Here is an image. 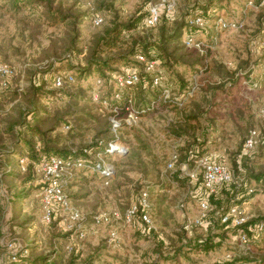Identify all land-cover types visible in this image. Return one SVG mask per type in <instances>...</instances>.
I'll return each instance as SVG.
<instances>
[{"label": "rangeland", "instance_id": "1", "mask_svg": "<svg viewBox=\"0 0 264 264\" xmlns=\"http://www.w3.org/2000/svg\"><path fill=\"white\" fill-rule=\"evenodd\" d=\"M16 1L0 0V63L15 70L7 85L0 79L4 143L14 145L5 127L32 108L26 90L34 80L41 81L48 92L40 99L45 109L41 127L49 130L57 152H76L102 141L112 153L110 158L102 157L114 170L106 182L92 172L73 180L67 177L65 194L84 217L81 228L58 204L57 214L47 217L38 160L32 162L34 178L15 170L0 175V264H44L43 257L48 259L45 264H254L249 259L264 250L255 244L264 245V239L243 243L237 220L264 217V186L250 176L264 171V147L248 159V183L241 189L249 190L235 196L216 186L211 195L216 193L221 205L211 200L202 219L200 202L207 191L189 176L196 166L189 162L187 147L200 142L203 156L224 160L236 169V157L249 132L264 134V0H172L175 19L161 20L168 25L167 35L211 2V29L201 35L204 51L187 47L184 37L171 42L170 51L181 61L168 68L157 59L149 76H160L163 86L133 90L135 101L122 115L112 99L128 86H121L118 76L112 85L96 80V73L80 79V69L99 35L117 18L139 25L123 34L122 51L133 38L157 37L161 24L147 28L142 19L150 4L161 0ZM216 13L243 26L217 31L212 26ZM97 14L103 18L100 25L94 23ZM139 69L148 72L142 65ZM227 71L241 77L243 99L217 89L227 82ZM59 72L74 76L72 93L54 86ZM75 88L78 95L71 97ZM146 103L150 109L139 113L135 105ZM114 120L120 124L116 131ZM111 146L119 149L111 151ZM12 156V162H2V171L16 166L18 158ZM236 176L241 180L244 175ZM144 191L151 221L145 222L137 213L128 222V209L139 203ZM104 213L110 220L97 222L96 217ZM226 216L230 221H224ZM206 238L217 245L195 249Z\"/></svg>", "mask_w": 264, "mask_h": 264}, {"label": "trees", "instance_id": "2", "mask_svg": "<svg viewBox=\"0 0 264 264\" xmlns=\"http://www.w3.org/2000/svg\"><path fill=\"white\" fill-rule=\"evenodd\" d=\"M16 3L18 4L19 0H17ZM210 5L211 2L209 1V3H206V5H204L203 7L198 8L197 12L194 13L193 15H190L189 18L185 21V23L181 22L179 23V25H176L174 27V30L169 35H167V31H168L167 23L164 22L161 24V20L163 19V17H166L167 19L170 18L172 20H174L175 18L167 16L166 13L164 12L162 13L156 25L147 27L145 26L144 22L146 16L149 14V8H148L147 14L142 19V24L147 28L155 27L161 24L159 26V33L157 37L155 38L138 37L136 39L133 38L131 39L130 43L127 44L126 49H124L123 51H122L124 46V42H122L123 34L125 33V31L128 32L132 31L139 25H137L138 22L134 20L125 21L119 18L115 19L112 25L106 30H104L103 34L99 35V37L97 38L96 43L92 47V52L90 56L87 58L85 67L80 69L79 72L81 74L80 79L87 78L96 73L97 74V77H95L96 80L101 79L100 81H104L105 83H109L110 85H112L111 82L113 81V78L119 76L118 73L120 75L125 74V71L122 73L123 67L126 70L134 69L135 67L140 78L139 81L136 83L137 85L136 84L128 85V87L124 89H120L117 93L115 92L116 97L118 96V98L112 99V105L119 106L120 115L124 114L128 109V106L131 105L130 102H133V100L135 101L132 95L133 90H135L138 87H144V88L145 87L152 88V86L154 87V79H152V77L149 76L151 75V72L145 73L143 70L140 71L139 67L142 65L146 69V64L138 59V55L140 54L144 55L148 61L159 59L168 68L177 65L181 61V59H177L174 56L173 51L172 52L170 51L171 42H173L174 40H179V38L181 37L185 38V36H187L188 34H193V33L196 34L198 40H201V35H203L204 33L208 34L209 32H207V28L211 29V18H209L211 17ZM194 16L204 17L205 20L207 21L208 26L206 28L199 29L196 26L190 25L188 20ZM213 16L215 21L212 26L215 29L216 21L222 15L220 13H216ZM53 18L54 19L57 18V14H53ZM216 30L220 31L217 28ZM221 30H226V29H221ZM217 31H215V33H219ZM183 43H184V39H183ZM120 63H122L123 66L122 68L117 69V66ZM137 68L139 69V71ZM144 73L146 75H144ZM226 73L229 75L227 82L218 85L217 89H219L225 95H230L237 99H243V97L240 95V90H241L240 85L242 82L241 77L234 78L230 74L231 72L227 71ZM60 74H67V73L59 72L54 76L53 80L57 75ZM146 77H150L151 79L144 80L146 79ZM34 81L26 90L28 96H30L31 98L30 103L32 108L25 110L24 112H20V115L22 114L20 118L15 123H12L8 127H5V133L11 135L13 139L12 143H14V145L11 146L6 145L4 143L3 135L0 134V175L4 173L9 174V172L15 170V172L32 175V177L34 178L32 173L34 168L32 163L33 160H38L40 162L44 157H48L50 155H57L67 160L69 159L73 161L83 160V162L85 163V166L74 168V170L72 171V175L69 176L70 179L73 180L78 178L80 174L92 172L97 174L102 182H106L108 180V177L102 174L101 169H94L92 168L91 165L102 156L104 158H110L112 156V153L107 150L108 148L107 145L102 146L103 145L102 141H95V143H92V145H88L82 148L80 151H76V152H70V151L57 152V148L53 146L54 142L48 137L49 130L43 131L41 127L42 121L44 119L40 114L42 112H45V109L40 106V99L43 96H45L48 92L44 91L45 85H43L40 79H39L40 81L39 83H35ZM72 85H74V81L65 84L62 88H56V89L59 91L64 90L70 92L72 90L71 89ZM76 90L77 89L75 88L73 92L74 94L71 95V97H76L78 95ZM18 93H19L18 89L13 90L12 93L13 97H16ZM150 106L151 104L147 105L146 103V105H144L143 107L135 105V108L140 113L141 110L143 109H150ZM28 117L30 119H27ZM248 135L246 136V138L248 137ZM246 138L243 141L242 148ZM257 139L259 140L257 141V145L255 149H253L248 154H244L240 156L242 152V148H241L240 153L237 155L235 160V164L237 167L236 168L237 175H240L241 173L244 176L241 178V180L239 176H236V179L231 184L223 186V189H227L228 193L229 191H231L230 194H234L235 196H237L240 194L243 195L249 190V189H245V190L241 189V187H243V184L248 183L247 176L245 178V175L248 172V159H250V157L253 156L256 150H259L260 148L264 147V134H260L258 132ZM5 153L6 155H4ZM12 155H16L18 158L16 166L13 169V167L9 165L5 171H2V168L5 167V163L3 164L2 162L3 161L7 163L12 162L10 161V159H12L13 157ZM202 156L203 154H202L200 142H197V144L193 143L188 145L187 157L189 159V162L195 163V161ZM22 159L26 160L25 169L22 168V163H21ZM250 176L255 178V181L258 186H264V171L257 174L251 172ZM236 180L238 181L236 182ZM211 200L215 203L217 202V206L221 205V202L218 201L217 199L216 193L209 196V205ZM138 213L142 218V209L139 210ZM260 220H264V217L248 220L244 225H242L241 228H244L249 234H251L248 230V226L254 225ZM206 224H207V228L208 227L210 228L211 220L208 221ZM263 239H264V235L261 237L260 240L262 241ZM211 240H212L211 238H206L202 244L196 245L194 247L195 249H200V250H204V249L208 250L214 248L217 244L212 246L211 244H213V242ZM253 242H258V241H253ZM257 244L258 243L255 244L257 248L264 249V245H257ZM253 258L254 259H249V261H252L254 264H264V250H261L259 255ZM40 260H44L43 262L45 264V262H47L48 259L46 257H43Z\"/></svg>", "mask_w": 264, "mask_h": 264}, {"label": "built area", "instance_id": "3", "mask_svg": "<svg viewBox=\"0 0 264 264\" xmlns=\"http://www.w3.org/2000/svg\"><path fill=\"white\" fill-rule=\"evenodd\" d=\"M175 2L172 0H161L159 3H151L149 6V14L145 18V26L150 27L157 24L162 13H166L169 17H174L175 13ZM189 24L201 28H206L207 21L202 16H194L189 20ZM103 22V18L100 15H96L94 18L95 25H100ZM243 26L242 23L228 21L223 16H220L216 21V28L221 29H239ZM184 43L187 47L197 49L198 51H204V43L202 40H198L195 33L188 34L184 38ZM138 59L146 64V70L148 72L154 71L158 61H148L146 57L142 54L138 55ZM15 74V70L12 66L6 63H0V79L3 85H7L9 79ZM139 74L136 69H127L125 74L119 75L117 80L121 86H128L136 84L139 81ZM74 76L71 74H60L54 79V86L56 88H62L65 84L73 82ZM154 85L162 87V78L160 76L154 77ZM167 92V90H165ZM133 116V115H131ZM119 122L114 120L113 129L116 131L119 127ZM257 130H251L250 134L246 138L241 155L248 154L257 145ZM119 148L116 146H111V151H117ZM22 168L25 169L26 160L22 159ZM92 168L101 169L103 175L108 177V180L113 174V166L106 163L103 157H100L96 162H94ZM85 166L83 160L73 161L71 159L67 160L63 157L57 155H50L44 157L38 164V170L43 173L42 182L44 183V202L47 207V217L50 218L52 213H56V205H61L67 212L70 221H74L73 224L79 223V228L82 227V221L84 217L81 212L70 206V203L65 194V185L67 182V177L72 175V170L75 167ZM173 163L169 164L172 167ZM196 168L189 173L191 179L196 183H201L200 187L206 189V195L201 198V208L202 214L201 219L206 217V213L210 209L209 196L212 192H215L216 186H225L231 184L236 179L237 171L228 162L222 160H211L209 156H202L195 161ZM107 180V181H108ZM150 204L148 202V192L144 191L139 200L138 204L130 207L126 213V218L128 222H132L133 218L137 215L139 210L142 209V219L149 223L151 221L148 208ZM237 212V209H233ZM64 214V213H63ZM68 219V218H67ZM110 217L108 214L104 213L96 217L97 222H108ZM224 221H230L229 216L224 218ZM248 219L242 216L237 220V224L244 225ZM199 224H203L202 220L197 221ZM72 224V225H73ZM74 226V225H73ZM249 234L244 228L240 230L241 241L245 244H249L253 241H259L264 235V220H260L254 225H249ZM82 234V233H81Z\"/></svg>", "mask_w": 264, "mask_h": 264}]
</instances>
